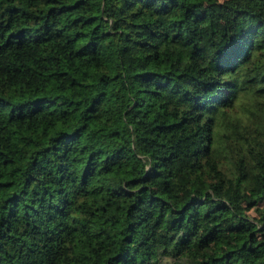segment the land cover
Segmentation results:
<instances>
[{
	"label": "trees",
	"instance_id": "obj_1",
	"mask_svg": "<svg viewBox=\"0 0 264 264\" xmlns=\"http://www.w3.org/2000/svg\"><path fill=\"white\" fill-rule=\"evenodd\" d=\"M0 264H264V0H0Z\"/></svg>",
	"mask_w": 264,
	"mask_h": 264
}]
</instances>
